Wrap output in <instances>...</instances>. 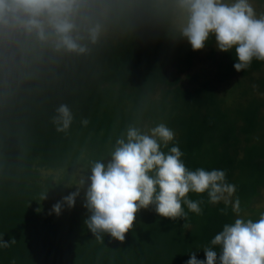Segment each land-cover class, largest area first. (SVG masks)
I'll return each mask as SVG.
<instances>
[{"label": "trees", "instance_id": "1", "mask_svg": "<svg viewBox=\"0 0 264 264\" xmlns=\"http://www.w3.org/2000/svg\"><path fill=\"white\" fill-rule=\"evenodd\" d=\"M251 1L264 13V0ZM147 2L113 0L106 21L97 13L106 30L87 55L0 43V238L16 241L0 248V264H187L192 252L205 260L203 248L237 218L207 193H189L202 213L182 205L186 221L142 209L123 243L98 242L86 228L83 192L73 208L51 212L130 124H167L176 136L164 151L178 146L193 171L224 170L240 217L264 213V62L237 72L235 49L217 51L214 38L196 52L168 39ZM60 104L74 116L64 132L52 124Z\"/></svg>", "mask_w": 264, "mask_h": 264}, {"label": "clouds", "instance_id": "2", "mask_svg": "<svg viewBox=\"0 0 264 264\" xmlns=\"http://www.w3.org/2000/svg\"><path fill=\"white\" fill-rule=\"evenodd\" d=\"M115 7L113 0H0V43L22 52L38 45L57 54L87 55L89 45H96L106 30L97 13L106 21ZM143 7L160 17L168 39L186 40L194 52L203 50L212 38L219 52L235 49L237 72L254 60L264 62V13L258 14L251 0H148ZM73 119L71 108L60 104L52 124L64 132ZM175 136L163 122L147 129L130 124L116 139L109 158L94 161L76 191L54 204L51 212L59 216L65 206L73 208L83 192L89 213L86 228L98 242L108 235L123 243L142 209L154 206L162 218L186 221L182 205L202 213V201L189 199V193H207L212 204H231L237 218L224 224L203 248L205 260L192 252L187 264H264V213L255 221L240 217V200H232L236 186L227 182L224 170L193 171L186 167L178 146L163 150ZM47 196L42 192L40 200ZM15 243L0 238V248Z\"/></svg>", "mask_w": 264, "mask_h": 264}, {"label": "rangeland", "instance_id": "3", "mask_svg": "<svg viewBox=\"0 0 264 264\" xmlns=\"http://www.w3.org/2000/svg\"><path fill=\"white\" fill-rule=\"evenodd\" d=\"M252 2V1H251ZM252 4H253V6L255 7V9H256V11H257V13L259 14V13H263V10H261V9H259L253 2H252ZM232 87H234V86H232ZM231 85L230 86H227L226 87V90L227 91H229L230 92V90H231ZM264 196V195H263ZM264 205V198H263V200H262V202L260 203V206H263Z\"/></svg>", "mask_w": 264, "mask_h": 264}]
</instances>
